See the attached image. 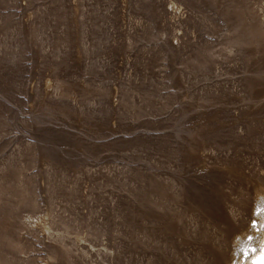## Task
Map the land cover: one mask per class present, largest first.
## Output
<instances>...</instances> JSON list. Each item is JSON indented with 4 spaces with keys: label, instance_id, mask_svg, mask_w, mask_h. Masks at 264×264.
Masks as SVG:
<instances>
[{
    "label": "rangeland",
    "instance_id": "374dc122",
    "mask_svg": "<svg viewBox=\"0 0 264 264\" xmlns=\"http://www.w3.org/2000/svg\"><path fill=\"white\" fill-rule=\"evenodd\" d=\"M262 193L264 0H0V264H233Z\"/></svg>",
    "mask_w": 264,
    "mask_h": 264
},
{
    "label": "bare ground",
    "instance_id": "6f19581e",
    "mask_svg": "<svg viewBox=\"0 0 264 264\" xmlns=\"http://www.w3.org/2000/svg\"><path fill=\"white\" fill-rule=\"evenodd\" d=\"M262 194L264 197V193ZM257 210L258 209H256V211ZM256 229L257 231H255L254 234H256L259 239L257 246L252 248L251 250H245L242 257L240 259L238 258L239 260H237L233 264H253V261H255L260 256L262 249H264V214L260 216V222L257 225Z\"/></svg>",
    "mask_w": 264,
    "mask_h": 264
},
{
    "label": "snow or ice",
    "instance_id": "6c2138e0",
    "mask_svg": "<svg viewBox=\"0 0 264 264\" xmlns=\"http://www.w3.org/2000/svg\"><path fill=\"white\" fill-rule=\"evenodd\" d=\"M253 264H264V249H262L260 256L253 261Z\"/></svg>",
    "mask_w": 264,
    "mask_h": 264
}]
</instances>
